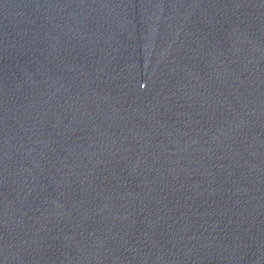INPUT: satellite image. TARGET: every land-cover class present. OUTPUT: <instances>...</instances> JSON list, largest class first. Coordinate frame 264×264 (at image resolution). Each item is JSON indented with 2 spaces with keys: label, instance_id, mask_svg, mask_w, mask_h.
Returning a JSON list of instances; mask_svg holds the SVG:
<instances>
[{
  "label": "water",
  "instance_id": "water-1",
  "mask_svg": "<svg viewBox=\"0 0 264 264\" xmlns=\"http://www.w3.org/2000/svg\"><path fill=\"white\" fill-rule=\"evenodd\" d=\"M0 264H264V0H0Z\"/></svg>",
  "mask_w": 264,
  "mask_h": 264
}]
</instances>
